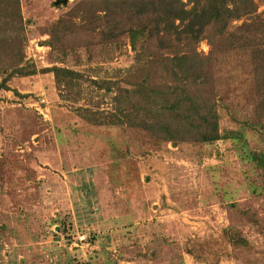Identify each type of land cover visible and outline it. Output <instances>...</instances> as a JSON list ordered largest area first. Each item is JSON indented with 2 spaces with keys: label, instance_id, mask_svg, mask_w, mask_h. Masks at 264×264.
Here are the masks:
<instances>
[{
  "label": "rangeland",
  "instance_id": "374dc122",
  "mask_svg": "<svg viewBox=\"0 0 264 264\" xmlns=\"http://www.w3.org/2000/svg\"><path fill=\"white\" fill-rule=\"evenodd\" d=\"M99 1L18 0L34 72L0 90V264H264V169L247 156L264 157V120L249 130L222 114L228 150L126 124L141 98L126 69L136 54L145 68L153 41L142 27L102 39L85 20ZM52 66L75 75L58 85ZM225 227L250 249L226 245Z\"/></svg>",
  "mask_w": 264,
  "mask_h": 264
},
{
  "label": "trees",
  "instance_id": "16d2710c",
  "mask_svg": "<svg viewBox=\"0 0 264 264\" xmlns=\"http://www.w3.org/2000/svg\"><path fill=\"white\" fill-rule=\"evenodd\" d=\"M98 3L101 15L89 8L85 20L101 25L102 39L112 42L122 32L142 27L153 41L154 51L146 56L145 68H140L136 54V63L126 69L128 76L135 72L141 76L130 82L132 92L147 101L134 100L133 118L121 111L126 124L147 132L157 144L220 140L228 150L231 145L218 127L222 114L249 130L257 129L256 120H264V21L255 15L254 0ZM75 8L84 10L82 3ZM23 30L18 0H0V90L8 89L11 76L34 72L24 60ZM203 39L209 46L206 54L196 50ZM46 70L58 85L75 75L57 66ZM237 113L243 119L237 120ZM247 156L264 169L263 156L253 152ZM220 236L232 248L250 249L247 240L230 227L223 228Z\"/></svg>",
  "mask_w": 264,
  "mask_h": 264
},
{
  "label": "water",
  "instance_id": "95a60500",
  "mask_svg": "<svg viewBox=\"0 0 264 264\" xmlns=\"http://www.w3.org/2000/svg\"><path fill=\"white\" fill-rule=\"evenodd\" d=\"M56 2H59V1H65V0H55Z\"/></svg>",
  "mask_w": 264,
  "mask_h": 264
}]
</instances>
